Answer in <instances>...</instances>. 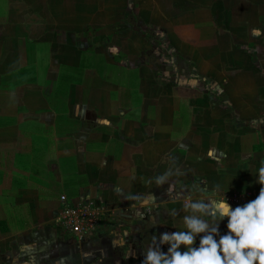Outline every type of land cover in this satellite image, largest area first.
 Listing matches in <instances>:
<instances>
[{"label": "crops", "instance_id": "1", "mask_svg": "<svg viewBox=\"0 0 264 264\" xmlns=\"http://www.w3.org/2000/svg\"><path fill=\"white\" fill-rule=\"evenodd\" d=\"M60 1L62 7L52 10L48 0H11L9 15L0 17V264H141L160 234L184 230L185 215L211 226L212 202L223 195L217 185L225 194L258 195L255 173L264 159L260 32L261 52L241 61L232 34H219L225 21L214 20L210 0H160L155 6L153 0L150 21L142 4L139 31L164 30L170 46L196 63L217 60L220 47H232L225 60L249 69L247 75L240 69L238 84L221 86L228 100H204L208 91L193 85L184 89L198 93V100L177 99L161 86L150 95L126 62L145 60L151 50L149 66L160 69L154 64L161 61L159 50L144 31L139 39L126 38L118 58L77 47L76 60L66 47L67 38L72 45L111 44L115 33L93 43L80 34L95 31L103 15L109 28L108 13L127 16L130 0ZM237 21L231 24L250 27L245 16ZM186 111L188 118L182 117ZM61 196L106 208L93 237L78 242L59 228ZM193 203L206 207L193 209ZM226 223L227 217L219 222L221 234Z\"/></svg>", "mask_w": 264, "mask_h": 264}, {"label": "rangeland", "instance_id": "2", "mask_svg": "<svg viewBox=\"0 0 264 264\" xmlns=\"http://www.w3.org/2000/svg\"><path fill=\"white\" fill-rule=\"evenodd\" d=\"M10 1L11 0H0V17L3 18L9 15L8 13H6V8H8V6L11 4ZM31 1L32 0H27L28 3H30ZM136 1L130 0L127 16L122 14V12L121 13L118 12L115 14L113 12L112 14L108 13L109 19L107 17L106 21L109 24L108 26L110 27L107 28L106 30H105L106 27L104 26L103 23L105 22L103 15L102 16L103 20H100V17L97 18V22H96L97 27L96 29L94 27L95 31L90 30V32L87 31V33L80 34V37H82V39L83 37H87V36L92 37L93 41L90 42L93 43L94 41H96L97 38L105 37L110 34L113 37V34L115 33L114 34L115 37H113L111 44H108L110 46L108 45L106 46L103 44L99 45V43L97 46H92V45H88V42L85 41H80L83 43L82 45H78L77 42H74V44L72 45L71 39L67 38L66 41L70 42V45L66 44V47L70 50V52L77 54L76 60L78 59V57H80L77 51V47L86 50L85 52L87 53H89L90 50H95V52L98 51V54H102L107 57L110 54H113L114 58H118L117 56L119 55L120 52L116 50L117 48H120L124 44V42L127 41L126 38L139 39L141 38L140 31H144L146 37L149 38L145 40L147 42H151V43L153 42L154 46L157 47L159 50V53L161 55L159 60L161 61H154V64L156 65L157 62H159L161 65L159 67L160 69L158 68L156 69L151 65L149 66V64H153V61H151V56H152L151 50L147 54H145L146 56L145 60L141 59L138 60L137 62H134L130 58L126 62L129 67V72L136 71L138 73V71H140L141 77L136 73L137 82L142 81V87H144L145 90H148L150 95H152L153 93L156 95L158 87L161 86V87H165L166 89L171 88L173 93L172 96H176L177 99H184V97L187 99H197L198 93L196 92L189 93L186 90L187 88H189L190 85H193L196 86L197 88H204V90L208 91L206 92V94H202V96H204V98L202 99L204 100L221 99L223 97H228L226 94H223L222 92L219 91L222 90L221 86H225L226 89L227 86H230L231 84H238L239 76L240 73L242 72L240 69L243 70V73L245 75L249 74L248 68L244 69L238 67V65H236V67L233 68L234 66L229 65L231 62L229 63V60L228 62L225 60L224 54L227 55L233 54L232 47L229 48L220 47L222 54L219 53V55H217L216 57L217 60L214 61L209 60L208 62L204 63V60L200 59V61L196 63L194 59L188 60L187 57L184 56L183 52L177 50L173 46L172 47L170 46L169 40H167L168 36L165 34L164 30L156 29L154 31L153 30L150 31L148 28H142V30L140 29L139 31L137 27L139 21L142 24L144 23L142 21L143 20L142 13L139 12V6H142L143 4L145 7H147L145 9L146 11L143 12H146L145 16L147 20L150 21L149 17L151 15L149 12L152 11L153 0H142V3L137 5L135 3ZM210 1H211V6L209 10L210 12L212 10L211 14L212 17H214V20L217 21L221 20L220 22L225 21L224 22L225 28L220 29L219 34L223 35V33L225 32L232 34L233 40L237 41V45L239 49L242 51V52L239 51L240 53H242L241 61H243V58L244 61L247 58V60H249L250 62L251 56L254 57L253 55L261 52L260 50L261 44L258 40H261L260 38L264 36V34L261 33L264 31V27H261V25H259V21L264 22V0H210ZM159 3L160 0H155L154 6L155 4H159ZM72 4L73 3L70 1L68 2L65 1L63 3V5L66 8H68V6H73ZM59 6L60 8L62 7V2L60 0H55V1L48 0V7L51 8L52 10H54V8L58 9ZM252 6H253V10L255 9L256 10L254 11V13L251 14L249 11V7ZM206 8H208V6H206ZM102 14L104 13H100V15ZM97 15L100 16L99 14ZM240 16H245V19L247 21H249L250 19L251 24L249 28H247V26H243L242 23L241 25L236 23L237 25L235 24L234 26L231 24L233 21L239 22L237 20ZM54 17H56L55 13H54ZM8 19H10V16ZM227 22L230 24H228ZM256 24L258 26H256ZM258 33L260 35V38H258ZM141 34L142 36H144V33ZM256 38H258V40ZM61 44L62 43L60 42V46ZM198 49H199V55L201 53L204 54L201 51V48ZM262 49L264 51V47ZM239 52H236V55ZM243 52L247 53L248 55H245V53ZM145 64L149 67H146ZM169 66H171L173 70L167 71L166 69H169L168 68ZM195 66H197V69L200 67L201 68L198 71H196L194 69ZM174 69L177 70V73L175 72ZM221 74L226 76V80L224 79L225 81L219 80ZM131 84H135L133 79ZM184 85L187 86V88L184 87ZM215 91H218L217 94L215 93ZM228 94L231 99L232 98L234 99V97L237 99L238 94H235L233 92H230ZM202 96L200 94L198 98ZM151 98L153 97L151 96ZM228 99L223 98V100H228ZM182 117L188 118V111H186L185 115H183Z\"/></svg>", "mask_w": 264, "mask_h": 264}, {"label": "clouds", "instance_id": "3", "mask_svg": "<svg viewBox=\"0 0 264 264\" xmlns=\"http://www.w3.org/2000/svg\"><path fill=\"white\" fill-rule=\"evenodd\" d=\"M255 175L260 189L254 199L233 207L227 191L217 185L223 195L212 202L211 226L199 217L185 215L184 230L160 234L159 245L145 249L141 264H264V159L259 161ZM191 207L203 209L206 205L193 203ZM225 217L226 231L221 234L219 222ZM152 241L155 244L156 237ZM165 243L170 245L166 252L160 249ZM180 245L186 250L181 252Z\"/></svg>", "mask_w": 264, "mask_h": 264}, {"label": "built area", "instance_id": "4", "mask_svg": "<svg viewBox=\"0 0 264 264\" xmlns=\"http://www.w3.org/2000/svg\"><path fill=\"white\" fill-rule=\"evenodd\" d=\"M228 202L236 206L254 199L257 195L251 193L225 194ZM61 208L57 216L59 228L71 235L78 242L93 237L99 230L106 208L92 199L72 203L66 196L60 197Z\"/></svg>", "mask_w": 264, "mask_h": 264}]
</instances>
